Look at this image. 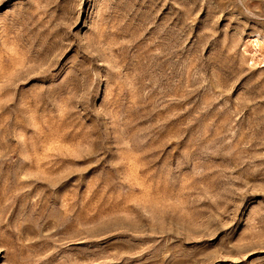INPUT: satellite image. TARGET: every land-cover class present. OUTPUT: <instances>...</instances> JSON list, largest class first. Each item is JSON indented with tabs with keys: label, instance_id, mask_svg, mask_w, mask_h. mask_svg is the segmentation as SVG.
Returning <instances> with one entry per match:
<instances>
[{
	"label": "rangeland",
	"instance_id": "1",
	"mask_svg": "<svg viewBox=\"0 0 264 264\" xmlns=\"http://www.w3.org/2000/svg\"><path fill=\"white\" fill-rule=\"evenodd\" d=\"M263 45L264 0H0V264H264Z\"/></svg>",
	"mask_w": 264,
	"mask_h": 264
},
{
	"label": "bare ground",
	"instance_id": "2",
	"mask_svg": "<svg viewBox=\"0 0 264 264\" xmlns=\"http://www.w3.org/2000/svg\"><path fill=\"white\" fill-rule=\"evenodd\" d=\"M257 41H258V40H257ZM260 44H261V42L259 43V46H260ZM257 45H258V42H257ZM259 46H258V48H259ZM260 48H261V49H262V48H264V45H263V47L261 46ZM260 48H259V50L261 51V49H260ZM256 50H257V49H256ZM263 51H264V49H263ZM263 51H262V52H263ZM261 55H264V53H263V54H261Z\"/></svg>",
	"mask_w": 264,
	"mask_h": 264
}]
</instances>
